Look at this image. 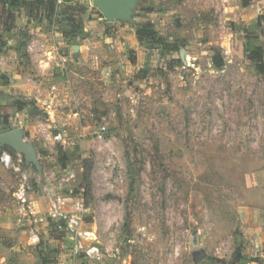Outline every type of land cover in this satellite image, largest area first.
I'll list each match as a JSON object with an SVG mask.
<instances>
[{"label":"rangeland","instance_id":"obj_1","mask_svg":"<svg viewBox=\"0 0 264 264\" xmlns=\"http://www.w3.org/2000/svg\"><path fill=\"white\" fill-rule=\"evenodd\" d=\"M100 16L59 79L69 97L17 118L0 85V134L23 119L41 165L0 144V264H264V77L249 56L264 58V0ZM148 22L155 43L137 39Z\"/></svg>","mask_w":264,"mask_h":264},{"label":"crops","instance_id":"obj_2","mask_svg":"<svg viewBox=\"0 0 264 264\" xmlns=\"http://www.w3.org/2000/svg\"><path fill=\"white\" fill-rule=\"evenodd\" d=\"M44 1L30 13L28 6L11 7L0 0V6L9 10L5 17L10 19L6 22L0 18V85L7 90L4 97L9 105L14 106L15 100L30 103L22 110L14 108V114L17 112L19 116L31 104L50 108L63 97H69L59 79L73 72L72 65L83 64L89 34L96 27L95 22L105 18L101 19L102 12L93 9L94 5L87 0H56L52 12ZM62 6H71L68 7L71 10H61ZM71 12V21L62 18ZM68 25L75 27L70 36L65 31Z\"/></svg>","mask_w":264,"mask_h":264},{"label":"water","instance_id":"obj_3","mask_svg":"<svg viewBox=\"0 0 264 264\" xmlns=\"http://www.w3.org/2000/svg\"><path fill=\"white\" fill-rule=\"evenodd\" d=\"M94 4L108 19H128L132 12L135 0H93ZM0 144L10 146L16 151L23 153L26 163L31 162L41 172L36 148L33 144L25 140L24 130L21 127H15L0 134ZM205 256L200 252L196 260L199 261Z\"/></svg>","mask_w":264,"mask_h":264},{"label":"trees","instance_id":"obj_4","mask_svg":"<svg viewBox=\"0 0 264 264\" xmlns=\"http://www.w3.org/2000/svg\"><path fill=\"white\" fill-rule=\"evenodd\" d=\"M55 1L56 0H45L44 4L47 3V6L49 9V12H52L55 7ZM3 3H7L11 7H20V6H28L30 9V13L33 12L34 7L36 8L38 5L42 4L43 0H34V1H25V0H2ZM251 3V0H242V5L247 6ZM38 9V8H37ZM136 36L139 41H147L151 43H155L160 40V37L157 35V31L154 28L153 23L148 22L145 24H139L136 27ZM164 47L169 46L164 44ZM173 49V48H172ZM250 58L255 60V65L258 70V72L264 77V58L262 54V50L258 47L254 48V51L251 55H249ZM130 60L132 62H135V58L130 55ZM222 64V61H216V65L220 66ZM14 106L16 107V110H22L26 105H30L29 102L21 101V100H15ZM7 130L11 129L12 127H5ZM85 205H87L88 201H84Z\"/></svg>","mask_w":264,"mask_h":264},{"label":"built area","instance_id":"obj_5","mask_svg":"<svg viewBox=\"0 0 264 264\" xmlns=\"http://www.w3.org/2000/svg\"><path fill=\"white\" fill-rule=\"evenodd\" d=\"M15 116L18 118L19 117V114L16 112V114H15ZM23 124H24V121H23V119H21V118H19V119H16L15 120V125L14 126H16V127H21V128H23L24 126H23ZM103 129H105V127L103 126L102 127ZM61 133L60 132H58L56 135H55V138L56 139H61ZM11 155H10V153L8 152V151H3L2 153H1V155H0V161L2 162V164L4 165V166H8L9 164H10V162H11ZM253 247H254V251L255 252H259L260 251V253H259V255H261L262 257H264V250L263 249H261L260 248V245L257 243V242H254L253 243Z\"/></svg>","mask_w":264,"mask_h":264}]
</instances>
